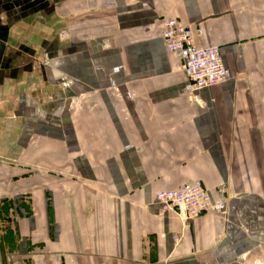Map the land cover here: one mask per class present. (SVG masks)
I'll list each match as a JSON object with an SVG mask.
<instances>
[{
	"label": "crops",
	"instance_id": "1",
	"mask_svg": "<svg viewBox=\"0 0 264 264\" xmlns=\"http://www.w3.org/2000/svg\"><path fill=\"white\" fill-rule=\"evenodd\" d=\"M21 5L0 16V264H264V0ZM169 18L232 72L196 100ZM194 180L226 214L162 211Z\"/></svg>",
	"mask_w": 264,
	"mask_h": 264
},
{
	"label": "built area",
	"instance_id": "2",
	"mask_svg": "<svg viewBox=\"0 0 264 264\" xmlns=\"http://www.w3.org/2000/svg\"><path fill=\"white\" fill-rule=\"evenodd\" d=\"M201 35L202 28L184 25L175 18L163 22V39L167 50L180 59L189 80L190 100H196L195 92L220 85L232 76L231 70L224 64L219 47H199L196 44L195 37ZM155 199L163 212L176 215L184 223L206 214L224 215L227 211L226 203L215 202L200 180L177 189L160 191ZM174 242L179 243L180 237L175 236Z\"/></svg>",
	"mask_w": 264,
	"mask_h": 264
},
{
	"label": "flooded vegetation",
	"instance_id": "3",
	"mask_svg": "<svg viewBox=\"0 0 264 264\" xmlns=\"http://www.w3.org/2000/svg\"><path fill=\"white\" fill-rule=\"evenodd\" d=\"M28 0H14V3H13V0H0V16L2 13H5V12H8L10 13V11L14 8V5H21V4H24V3H27ZM34 5H32V7L30 8H33ZM29 7V6H27ZM26 7V8H27ZM4 25L6 24H3L2 25V21H1V17H0V36L1 37H4L6 32H7V29L4 27Z\"/></svg>",
	"mask_w": 264,
	"mask_h": 264
},
{
	"label": "water",
	"instance_id": "4",
	"mask_svg": "<svg viewBox=\"0 0 264 264\" xmlns=\"http://www.w3.org/2000/svg\"><path fill=\"white\" fill-rule=\"evenodd\" d=\"M0 41H2V42H3V41H6V39H5L4 37H1V36H0ZM3 46H4V45H3V44H1V42H0V48H1V47H3Z\"/></svg>",
	"mask_w": 264,
	"mask_h": 264
},
{
	"label": "rangeland",
	"instance_id": "5",
	"mask_svg": "<svg viewBox=\"0 0 264 264\" xmlns=\"http://www.w3.org/2000/svg\"><path fill=\"white\" fill-rule=\"evenodd\" d=\"M16 7H20V8H22V9H23V7H24V6H22V5H18V6H16ZM16 7H14V8H16Z\"/></svg>",
	"mask_w": 264,
	"mask_h": 264
}]
</instances>
